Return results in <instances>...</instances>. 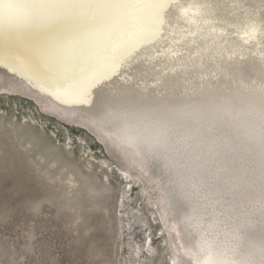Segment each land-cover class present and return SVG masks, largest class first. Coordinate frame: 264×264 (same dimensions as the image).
<instances>
[{"label": "bare ground", "instance_id": "bare-ground-1", "mask_svg": "<svg viewBox=\"0 0 264 264\" xmlns=\"http://www.w3.org/2000/svg\"><path fill=\"white\" fill-rule=\"evenodd\" d=\"M181 2L186 8L195 2L211 4L209 19L230 24L243 20V13L230 7L233 0ZM166 20L162 36L136 53L144 59L129 72L142 74L140 78L146 84L154 83V78L164 73L161 83L148 90L146 103L150 109L141 117L142 134L132 148L117 139V125L101 128L84 118L86 109L61 104L7 68L0 67V76L16 77L21 87L43 96L50 109L91 124L114 142L160 187L161 214L165 224L172 221L174 239H179L183 251L192 253L197 264H220L229 243L240 253L264 243V92L258 86L264 82V66L250 52L243 60L218 59V68L206 62L204 71L215 70L218 78L204 81L201 87V69L194 68L186 75L172 72L177 61L195 64L199 60L197 53L204 42L198 41V35H188L197 31L196 25L181 18L175 7L169 9ZM227 31L232 43L249 47L231 35L235 29ZM252 50L257 51L254 46ZM175 51L183 54L173 58L171 53ZM158 92L164 95L158 97ZM224 155L228 157L225 163ZM147 159L153 163L151 172L142 164ZM173 250V259H177L179 248Z\"/></svg>", "mask_w": 264, "mask_h": 264}, {"label": "rangeland", "instance_id": "rangeland-1", "mask_svg": "<svg viewBox=\"0 0 264 264\" xmlns=\"http://www.w3.org/2000/svg\"><path fill=\"white\" fill-rule=\"evenodd\" d=\"M8 75L0 76V264H197L164 222L160 187L94 126Z\"/></svg>", "mask_w": 264, "mask_h": 264}, {"label": "snow or ice", "instance_id": "snow-or-ice-1", "mask_svg": "<svg viewBox=\"0 0 264 264\" xmlns=\"http://www.w3.org/2000/svg\"><path fill=\"white\" fill-rule=\"evenodd\" d=\"M172 7L196 25L197 31L188 35L204 42L199 60L177 61L173 73L199 68L203 87L204 81L218 78L215 70L204 71L206 62L218 68V59L243 60L250 52L264 66V0H233L230 7L242 12L243 20L231 24L209 19L211 4L186 8L181 0H0V67L22 75L61 104L86 109L84 118L101 128L117 125V139L132 148L142 134L141 117L150 109L148 90L161 83L164 73L146 84L142 74L129 72L144 59L136 53L162 36ZM228 28L249 47L232 43ZM182 54L171 53L173 58ZM258 86L264 92V82Z\"/></svg>", "mask_w": 264, "mask_h": 264}, {"label": "clouds", "instance_id": "clouds-1", "mask_svg": "<svg viewBox=\"0 0 264 264\" xmlns=\"http://www.w3.org/2000/svg\"><path fill=\"white\" fill-rule=\"evenodd\" d=\"M226 235V233H222ZM220 264H264V243L252 245L250 250L240 253L234 245H226Z\"/></svg>", "mask_w": 264, "mask_h": 264}, {"label": "water", "instance_id": "water-1", "mask_svg": "<svg viewBox=\"0 0 264 264\" xmlns=\"http://www.w3.org/2000/svg\"><path fill=\"white\" fill-rule=\"evenodd\" d=\"M263 129H264V126H263ZM224 160H223V163H225V159L228 160V157L226 155L223 156ZM222 158V156H221ZM142 164L144 165V167H146V169L151 172L152 171V168H153V163H152V160L150 159H147L146 161L142 162Z\"/></svg>", "mask_w": 264, "mask_h": 264}]
</instances>
